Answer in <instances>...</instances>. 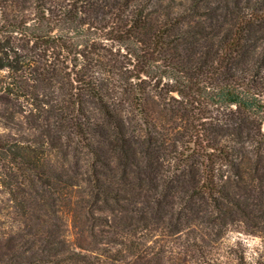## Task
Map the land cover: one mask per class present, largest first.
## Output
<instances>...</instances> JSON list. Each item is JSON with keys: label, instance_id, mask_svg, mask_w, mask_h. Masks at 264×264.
<instances>
[{"label": "trees", "instance_id": "obj_1", "mask_svg": "<svg viewBox=\"0 0 264 264\" xmlns=\"http://www.w3.org/2000/svg\"><path fill=\"white\" fill-rule=\"evenodd\" d=\"M2 72L0 264H214L264 205V0H0Z\"/></svg>", "mask_w": 264, "mask_h": 264}, {"label": "rangeland", "instance_id": "obj_2", "mask_svg": "<svg viewBox=\"0 0 264 264\" xmlns=\"http://www.w3.org/2000/svg\"><path fill=\"white\" fill-rule=\"evenodd\" d=\"M162 3L167 4V1ZM5 74L6 72L0 73V77ZM0 111H3L2 108H0ZM4 115L9 116L8 113H4ZM21 126L24 127L25 124L20 117L12 120H8L6 117H0V135L2 136H12L15 138H20L21 136L32 137V132L25 130V127L20 131L22 129ZM50 154L52 160L58 162V164L64 163L66 160L64 155L56 150L51 151ZM83 184L85 185L86 183H82L84 187ZM0 200L3 201L4 206L9 204L7 195L1 194ZM253 204L254 206H251L249 210V215L247 213V218H244L243 222L239 221L234 223L230 227L231 231H225L220 237L219 242L214 244L211 249V262L214 264H240L242 258H245V261L248 263H253L257 254H264V208H260L261 206L264 207V205L261 202L257 203V201H253ZM8 220L10 218L6 221ZM160 226L161 224L157 221L151 223L149 226L144 225V229H140L139 232L141 233L136 236L139 240L138 242H146L148 244L147 247H153L152 250H155V252L163 249V244H166V242L163 241L164 231L160 229ZM99 229L108 230V227L101 226ZM68 231V235L72 239L73 228L71 225ZM102 248L110 249L113 252L112 254L122 249L120 245H116L114 249L110 246H103Z\"/></svg>", "mask_w": 264, "mask_h": 264}]
</instances>
